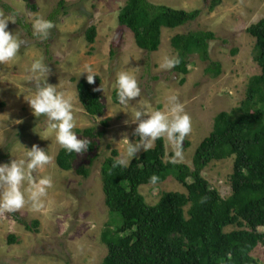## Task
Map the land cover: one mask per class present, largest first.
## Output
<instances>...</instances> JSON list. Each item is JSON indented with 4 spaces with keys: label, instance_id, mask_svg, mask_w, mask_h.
<instances>
[{
    "label": "rangeland",
    "instance_id": "374dc122",
    "mask_svg": "<svg viewBox=\"0 0 264 264\" xmlns=\"http://www.w3.org/2000/svg\"><path fill=\"white\" fill-rule=\"evenodd\" d=\"M149 2L187 12L199 11L200 16L197 21L180 28H164L159 50L147 53L138 48L132 31L119 24L126 0H0V16L12 15L16 19V23L9 22L8 30L27 42L16 60L0 64V163L22 156L23 148L19 143L28 149L35 144L47 150L52 160L33 175L53 178L43 211L34 212L26 205L14 213L0 212V264H101L108 254L102 233L120 219L106 206L102 165L112 150H117L119 155L124 151L120 143L123 134H127L130 142L138 139L133 136L137 125L130 122L133 107L163 109L169 96L178 97L191 118V132L182 144L183 159L175 163L192 168L194 154L212 132L216 116L240 107L249 79L261 74V67L255 61L256 40L247 30L264 19V0H221L214 10L210 8L211 0ZM34 14L54 23L47 40L33 37ZM92 26L97 29L93 44L87 39ZM197 30L216 35L210 42V61H203L198 55L191 56L190 72L185 76V83L180 84L183 75L160 65L165 56L177 57L171 45L175 35ZM41 58L51 68L48 82L58 85L71 97L77 122L75 133L77 129L91 127L101 131L102 122L108 123L105 136L92 139L96 145L92 153L87 150L77 153L71 171L58 167L56 157L61 146L53 136L43 135L46 127L43 117L36 118L24 99L34 87L28 69L35 59ZM210 62L221 65L218 77L206 74ZM85 66H91L95 78L99 79L95 87L100 89L105 105L104 114L94 119L87 115L77 92L78 81L86 78V74L80 76ZM120 71L134 75L141 89V95L127 106L118 105L115 99L113 83ZM77 138L89 141L82 135ZM160 140L166 147V160L171 161L174 152L166 139H157L153 147ZM233 166L234 157L214 161L202 174L223 198L231 194ZM80 167L90 170L87 178L77 174ZM140 192L149 205H156L162 192L187 193L173 176L160 184L144 185ZM35 221L40 223L37 228L33 224ZM235 229L239 228L232 226L225 231ZM11 237L17 238V242L11 244ZM252 256L258 264H264V244H259Z\"/></svg>",
    "mask_w": 264,
    "mask_h": 264
},
{
    "label": "trees",
    "instance_id": "16d2710c",
    "mask_svg": "<svg viewBox=\"0 0 264 264\" xmlns=\"http://www.w3.org/2000/svg\"><path fill=\"white\" fill-rule=\"evenodd\" d=\"M211 2L214 10L221 0ZM6 10L16 14L9 7ZM199 16V11L177 10L149 0H126L119 24L132 31L139 49L154 53L160 48L164 28H180L197 21ZM247 32L256 40L255 61L262 72L249 79L240 107L216 116L212 132L194 154L192 168L167 161L161 140L134 157L127 168L111 167L113 158L119 155L117 150L105 159L101 173L106 206L120 219L102 233L108 254L101 264H258L252 252L264 244V19ZM96 34L95 26L88 29L89 43L95 42ZM215 39L214 33L204 30L172 38L175 59L180 60L173 71L184 76L180 84L185 83L190 72L191 56L210 61V42ZM205 72L218 77L222 67L210 62ZM95 82L89 85L83 78L77 83L79 100L93 119L105 112ZM102 126L101 131L92 127L77 129V135L89 140L88 153L96 146L92 139L105 136L107 121ZM76 157L77 153L61 148L56 163L60 169L71 171ZM233 157L231 194L223 198L202 174L210 163ZM76 172L87 178L90 170L80 167ZM152 175L159 178L155 184L175 177L187 193L162 192L159 202L149 205L140 188L155 185L150 183ZM18 221L32 230L27 223ZM33 224L35 228L40 225L38 221ZM232 226L239 229L225 231ZM16 242L17 238H10L11 244Z\"/></svg>",
    "mask_w": 264,
    "mask_h": 264
},
{
    "label": "clouds",
    "instance_id": "9594fccd",
    "mask_svg": "<svg viewBox=\"0 0 264 264\" xmlns=\"http://www.w3.org/2000/svg\"><path fill=\"white\" fill-rule=\"evenodd\" d=\"M9 22L16 23L14 16H0V64H6L18 58V53L27 42L9 31ZM33 37L39 40H47L51 30L55 27L51 20L45 19L39 14H34L31 23ZM180 60L165 56L160 67L172 69L179 65ZM29 78L34 81V87L28 90L24 97L32 114L36 118L43 117L46 125L43 135L53 136L57 144L68 153H82L87 150L86 141L78 139L73 131L77 127L73 112L71 97L60 90L58 85L48 82L51 68L43 62V59H35L28 69ZM82 74H86L89 85L95 82L94 70L91 66H85ZM117 104L127 106L135 98L141 95L136 77L128 71L116 73L113 83ZM99 91L100 89H96ZM98 119V118H97ZM132 124L133 136L138 137L130 142L127 134H123L122 143L124 151L113 158L111 167L127 168L131 160L141 150H150L157 139L164 138L172 146L174 155L171 162L183 159L182 144L186 136L191 132V118L185 112L184 105L175 95L167 98L163 109H151L148 107H133ZM128 124L129 121H125ZM23 154L8 163H0V212L14 213L26 205H30L32 211L41 212L45 209V198L48 190L53 187L51 175L34 176L33 173L49 165L52 156L47 150L33 145L31 149L22 146ZM15 148V146H14ZM156 175L150 177V183L158 181Z\"/></svg>",
    "mask_w": 264,
    "mask_h": 264
}]
</instances>
